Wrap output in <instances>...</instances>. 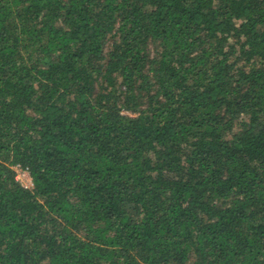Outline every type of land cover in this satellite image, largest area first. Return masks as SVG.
Returning a JSON list of instances; mask_svg holds the SVG:
<instances>
[{"label": "trees", "instance_id": "1", "mask_svg": "<svg viewBox=\"0 0 264 264\" xmlns=\"http://www.w3.org/2000/svg\"><path fill=\"white\" fill-rule=\"evenodd\" d=\"M0 264H264V0H0Z\"/></svg>", "mask_w": 264, "mask_h": 264}, {"label": "built area", "instance_id": "2", "mask_svg": "<svg viewBox=\"0 0 264 264\" xmlns=\"http://www.w3.org/2000/svg\"><path fill=\"white\" fill-rule=\"evenodd\" d=\"M16 171H17V180L20 182L22 186L26 188L34 187L33 179L28 170H24L21 167L17 166Z\"/></svg>", "mask_w": 264, "mask_h": 264}]
</instances>
